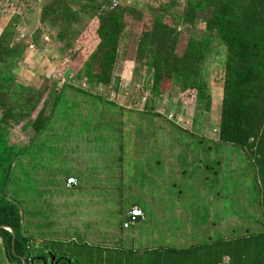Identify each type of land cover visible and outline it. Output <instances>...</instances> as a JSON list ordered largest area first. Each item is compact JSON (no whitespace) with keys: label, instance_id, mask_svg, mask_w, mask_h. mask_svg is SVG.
I'll return each instance as SVG.
<instances>
[{"label":"rangeland","instance_id":"1","mask_svg":"<svg viewBox=\"0 0 264 264\" xmlns=\"http://www.w3.org/2000/svg\"><path fill=\"white\" fill-rule=\"evenodd\" d=\"M50 1L0 0V49H11L19 56L15 66L19 91L25 97L30 96L26 93L27 87L37 91L31 96L36 97L31 115L7 129L9 138L20 146L33 138L32 115L53 103L57 88L62 87L97 44L95 27H92L62 51V43L53 38L64 23L62 18H57L56 29L51 24L46 27L40 20L42 7ZM185 2L107 0V8L135 7L143 13V20L125 18L113 84L98 85L95 88L98 93L123 107L143 111L145 103L153 97L152 72L146 61L136 55L139 35L150 27L153 15L167 7L170 14L161 17L175 24L171 15L180 13ZM92 22L95 26L98 18H92ZM202 24L199 23V28ZM187 37L186 33L182 34L174 43L175 54L183 53ZM217 54L208 57L205 64L213 97L212 110L202 118L206 127H213L220 115L219 85L226 56H219L222 51ZM165 77L155 100L158 111L166 113L171 103L176 105L179 112L173 116L174 121L183 129L194 130L192 119L197 104L183 98L178 106L182 94L173 87L167 72ZM78 130L81 129L69 127L65 133L63 127H56L50 137L42 136L40 142L33 143L24 152L23 163L18 164L9 182V194L24 211V228L28 233H36L41 242L37 252L46 255L49 251L51 260L54 255L61 256L69 264H217L219 260L220 264H264L263 244L261 250L259 246L251 249L246 245L250 241L246 239L251 237L262 242L257 237L260 229L254 222L259 208L253 202L256 187L249 161L240 159L233 161L232 167L226 166L232 173L228 177L234 175L233 180L218 184L211 177L208 181L212 182L201 181L211 174L200 171L195 163L188 166L186 152L179 157L183 162L180 160L178 169H175L177 163L171 166L163 160L170 156L175 161L173 154L145 152L144 156L137 157L126 153L127 158L132 156L126 159L128 174L120 175L108 163L107 149L100 146L97 149L89 142V130L85 133ZM162 132L170 133L166 129ZM201 136L215 138V130H205ZM185 139H191L195 145L193 136ZM194 151L192 155L198 152ZM160 158L163 161L157 164L155 161ZM198 165L204 166L203 162ZM215 167L221 173L217 164ZM70 173L81 176L83 184L68 188L65 180ZM236 176L243 182L238 187ZM135 208H141L147 219L125 226ZM4 260L10 264L0 244V263ZM33 263L44 264L39 258Z\"/></svg>","mask_w":264,"mask_h":264},{"label":"trees","instance_id":"2","mask_svg":"<svg viewBox=\"0 0 264 264\" xmlns=\"http://www.w3.org/2000/svg\"><path fill=\"white\" fill-rule=\"evenodd\" d=\"M106 2L51 0L42 7L40 20L46 27L51 24L53 29L58 28L55 26L57 18L64 22L53 35L62 43V51L64 46L70 47L85 29L92 27H95L97 44L80 61L82 65L71 73L61 88H57L53 103L32 115L34 135L25 146L11 140L7 129L31 115L36 98L31 96H35L37 91L35 87H27L28 97L19 91L15 73L19 56L11 49H0V244L10 264H23V259L26 264H34L38 256L44 255L37 252L41 246L37 234L28 233L24 228V211L9 194V182L18 164L23 163L24 152L33 143L40 142L42 136L50 137L56 127H63L65 133L69 127L79 128L81 133L89 130V142L97 149L99 146L107 149L108 163H112L113 172L119 170L120 175L128 174L126 159L134 155L144 156L145 152L173 154L175 161L170 156L163 160L171 166L177 163L175 169H178L180 160L183 162L179 157L186 152L188 166L195 163L200 171L211 174L201 181L212 182L208 181L211 177L214 182L225 184L232 182L230 180L234 177H228L232 173L226 166L232 167L231 163L240 159L249 161V171L256 187L253 202L259 208L254 222L260 229L257 237L262 242L251 237L246 239L250 240L246 245L251 249L259 246L261 250V244L264 246V0H186L180 13H172L173 25L161 17L170 14V8L163 9L162 13L156 12L150 27L140 33L137 42L136 55L146 61L152 72L153 97L145 103L143 111L123 107L95 89L98 85L108 87L113 84L120 37L126 27L125 18L143 20V13L135 7L107 8ZM94 17L98 18L95 26L92 22ZM199 23H204L202 28H199ZM185 33L188 37L183 53L175 54L174 43ZM221 51L219 56L225 55L226 58L219 85L222 90L220 115L213 127H206L202 118L212 110L213 97L205 64L208 57ZM166 72L173 87L182 94L177 105H181L183 98L197 104V112L192 119L194 130L183 129L174 121L179 112L176 105L171 103L166 113H160L156 107L155 100L162 91ZM165 129L170 133H163ZM205 130H215V138L201 136ZM184 136L196 138L195 145ZM200 149L201 154L198 153ZM194 150L198 152L192 155ZM126 153L132 156L127 158L124 156ZM117 157L119 159L115 161ZM163 160L160 158L155 162L161 164ZM200 162L204 166L198 165ZM215 164L221 168V173ZM186 173L183 169V174ZM69 177L77 180L73 187L84 182L81 176L70 173L66 174V183ZM236 181L238 187L242 178L236 176ZM4 226L15 234L14 249L13 234Z\"/></svg>","mask_w":264,"mask_h":264},{"label":"built area","instance_id":"3","mask_svg":"<svg viewBox=\"0 0 264 264\" xmlns=\"http://www.w3.org/2000/svg\"><path fill=\"white\" fill-rule=\"evenodd\" d=\"M77 184V180L75 177H69L67 179V187H73ZM130 220L125 224V226H128L129 224H134L138 219H144L145 214L140 208L133 209L130 213Z\"/></svg>","mask_w":264,"mask_h":264},{"label":"flooded vegetation","instance_id":"4","mask_svg":"<svg viewBox=\"0 0 264 264\" xmlns=\"http://www.w3.org/2000/svg\"><path fill=\"white\" fill-rule=\"evenodd\" d=\"M50 257H51V253L49 251H47L46 255L38 256V258L41 259L44 262V264H62L63 262H66L67 264H69V262L66 261V259L61 256L54 255L52 260L50 259Z\"/></svg>","mask_w":264,"mask_h":264},{"label":"water","instance_id":"5","mask_svg":"<svg viewBox=\"0 0 264 264\" xmlns=\"http://www.w3.org/2000/svg\"><path fill=\"white\" fill-rule=\"evenodd\" d=\"M6 229H8L9 231H11L12 232V234H13V249H14V247H15V234H14V232H13V230L11 229V228H9V227H6V226H4ZM23 264H26V261L23 259Z\"/></svg>","mask_w":264,"mask_h":264},{"label":"crops","instance_id":"6","mask_svg":"<svg viewBox=\"0 0 264 264\" xmlns=\"http://www.w3.org/2000/svg\"><path fill=\"white\" fill-rule=\"evenodd\" d=\"M69 188V187H68ZM144 212V211H143ZM145 214V213H144ZM147 219V215L145 214V218L144 219H138L136 222H138V221H144V220H146ZM135 222V223H136ZM226 256V255H225ZM230 261H232V260H230Z\"/></svg>","mask_w":264,"mask_h":264}]
</instances>
